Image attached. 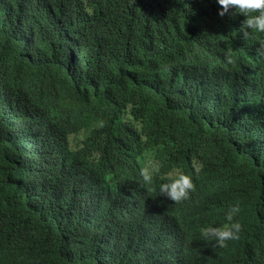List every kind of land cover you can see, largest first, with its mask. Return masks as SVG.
Wrapping results in <instances>:
<instances>
[{
	"label": "trees",
	"instance_id": "trees-1",
	"mask_svg": "<svg viewBox=\"0 0 264 264\" xmlns=\"http://www.w3.org/2000/svg\"><path fill=\"white\" fill-rule=\"evenodd\" d=\"M217 9L0 0V264H264V33ZM237 202L217 247L200 228Z\"/></svg>",
	"mask_w": 264,
	"mask_h": 264
},
{
	"label": "clouds",
	"instance_id": "clouds-1",
	"mask_svg": "<svg viewBox=\"0 0 264 264\" xmlns=\"http://www.w3.org/2000/svg\"><path fill=\"white\" fill-rule=\"evenodd\" d=\"M215 3L218 5L217 14L221 17L230 10L243 15L244 19L240 27L243 40L250 39L255 33H264V0H215ZM257 53L264 57V42L259 43ZM225 61L232 62L230 54H225ZM99 126H103V121L99 122ZM159 169V161L151 155L146 156L144 167L141 169L143 181L149 182ZM194 187L193 179L189 174L171 172L168 173L167 179L159 183L158 192L177 203L186 200ZM240 211L238 202L231 204L224 211L222 224L208 223L200 228V234L206 240L213 241L217 247H226L228 241L239 238L242 224L237 217Z\"/></svg>",
	"mask_w": 264,
	"mask_h": 264
}]
</instances>
